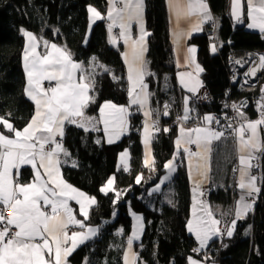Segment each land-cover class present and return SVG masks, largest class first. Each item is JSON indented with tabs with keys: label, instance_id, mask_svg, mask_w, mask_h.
Masks as SVG:
<instances>
[{
	"label": "trees",
	"instance_id": "16d2710c",
	"mask_svg": "<svg viewBox=\"0 0 264 264\" xmlns=\"http://www.w3.org/2000/svg\"><path fill=\"white\" fill-rule=\"evenodd\" d=\"M207 1L216 22L215 43L207 27L204 33L191 40L198 50L197 63L202 69V87L210 96L207 104L192 101V118L186 122L199 125L206 122L205 116L221 111V101L229 89L226 64L229 52L255 50L264 55V33L245 29L243 16L241 25L233 23L231 0ZM105 5V0H0V117L21 130L34 113V105L24 92V31L46 42L64 45L73 60L83 65L92 79V100L86 113L97 117L103 102L127 104L128 89L121 48H115L108 42L104 21L91 24L88 17L89 6L103 11ZM144 22L149 33L146 82L151 94L154 125L158 129L153 133L151 144L155 170L150 171L143 163V146L139 136L142 125L140 114H131L128 134L115 144H106L100 131H85L72 124L66 126L63 148L68 155L62 158L63 176L68 183L95 198L96 203L91 206L86 223L97 228V235L78 246L69 260L72 264H122L131 230L129 212H135L141 214L144 221L141 240L134 245L139 263L186 264L189 256L203 259L202 255L206 253L207 262L264 264L261 242L264 127H261V151L257 152V155L261 153V185L257 202L246 218L237 221L231 237L212 241L217 242V250L208 249L196 254L195 241L186 229L191 189L181 163L176 165L169 182L173 190L172 201L163 202L161 192L154 191L166 173L165 164L175 156L177 125L172 123V119L174 113L179 115L178 99L182 93L175 81L176 68L164 0H145ZM213 46L215 51L211 50ZM90 66H94L95 70H89ZM164 85L169 90L165 91ZM232 95L235 98L247 94L233 88ZM165 110L168 115H164ZM253 116V112L248 115L251 119ZM0 130H4L3 124H0ZM125 148L130 154L129 172L117 168V155ZM139 174L141 180L137 183ZM111 175L115 178L116 191L105 194L100 189ZM28 178V172L24 171L21 180ZM116 192L120 193L119 197ZM147 199L156 200L153 208L148 206ZM209 199L229 207L231 190L215 188ZM247 225L249 231L244 233Z\"/></svg>",
	"mask_w": 264,
	"mask_h": 264
},
{
	"label": "snow or ice",
	"instance_id": "6c2138e0",
	"mask_svg": "<svg viewBox=\"0 0 264 264\" xmlns=\"http://www.w3.org/2000/svg\"><path fill=\"white\" fill-rule=\"evenodd\" d=\"M117 2L123 6L117 7ZM109 4L111 5L108 11V19L111 21L108 28L109 33L113 27L118 26L125 45L131 41V59L129 60L128 53H124L130 84L129 106L139 105L143 109L147 103L145 91L147 85L143 83L142 65L144 62L143 53L146 51L145 38L149 35L143 26V0H109ZM169 4L170 8L175 11L178 20L181 15L199 17L198 22L193 25V31L200 30L203 23L212 19L204 0H187L186 9L181 6L180 0H169ZM242 11V0H232V16L236 20H240ZM89 12L96 18H101L96 9L89 7ZM247 14L252 21L248 27L258 28L261 33H264V0H260L259 7H255L252 0H247ZM133 21L140 25L138 40H133L131 37ZM23 34L29 41L24 50V69L27 75L25 93L35 104V114L22 131L15 129L11 123L0 117V124H3L8 131L13 132L15 136V138H9L0 133V204L13 209L14 212L12 218L8 219L3 227H0V264H67V257L71 255L78 244L84 243L90 236L96 234L95 229L89 228L87 232H72L69 235L67 231L69 226L75 225L84 228L85 225L76 219L73 209L68 205V200L76 201L80 206V215L85 219L89 215V206L95 204L96 201L95 198L86 196L85 193L78 191L61 178L59 153L63 152L65 156L68 153L62 148V144L57 141L56 137H63L65 122L84 127L82 123L77 122L75 117L83 116L84 108L92 99L89 96L92 85L87 82L88 78L82 74L77 78V71L81 66L72 60L69 53L53 44V52L41 56L36 52V44L33 43L35 37L28 32H23ZM110 42L115 43V39L113 38ZM188 51L195 53L196 49L189 48ZM213 51H215V46H213ZM260 60L261 67H264V56L260 57ZM196 68L198 71H202L199 65H196ZM255 71L254 69L253 75ZM187 75L191 76V73ZM44 81L49 82V87L44 86ZM53 81L54 85L51 83ZM181 83L188 92L193 94L196 93L199 86V81L191 85L184 83L183 77ZM137 88L140 89L139 92L136 91ZM187 104L188 98L185 97L184 116L182 117L184 121L189 119ZM232 107L238 112V115L244 116L237 105L234 104ZM105 108L113 111L106 114ZM165 109H167V105ZM259 110V119L246 121L235 130L239 151L243 153L246 149L249 150L247 156L243 154L239 156L238 186L241 190H247L248 197H253L252 202H247L244 195L240 197L235 213L237 219L244 218L252 210L255 202L254 194L260 192L256 183L257 177L251 173V169L256 167L252 161L258 159L252 150L259 152L262 147L259 142V127L264 125V104L260 105ZM100 114L105 134L109 138L108 142L112 143L127 128L128 108L106 103L101 107ZM144 114L146 117L151 116V112L148 111H145ZM164 115H168L167 110ZM204 120L211 124L213 117L205 116ZM216 122L219 123V121ZM149 127L146 123L144 128L146 148L151 137ZM151 127L155 128V125L153 124ZM87 130L85 127V131ZM246 130L250 133L247 138H245ZM164 131L167 132L168 129H164ZM180 133L181 137L176 140L178 149L182 143L195 144L197 148L196 152H191L187 147L184 148V152L189 155L190 167L192 157L206 159V154L211 152L212 142L224 136V132L208 127L187 130L181 127ZM193 133H195L194 137ZM46 145H54V147L46 149ZM127 155V152L123 154L125 157ZM144 164L145 167L155 170V160H149L147 154ZM22 165H31L35 176L33 183L21 185L16 182L14 184L13 169L16 170L18 176ZM164 167L169 171V175L175 170L173 161H169ZM124 170L128 171L126 163ZM168 178L169 176H165L163 180ZM114 179V177L110 178L100 191L105 194L114 191ZM140 180L141 177L137 176L136 182L140 183ZM158 187L154 191L158 190ZM115 194L117 197L120 196L119 192ZM195 195L196 190L194 189V200ZM46 208H50V211L43 210ZM204 211L207 219L205 216L196 217L194 207L193 220H190L187 225L188 231L193 233L199 241L200 248H204L214 235H220V230L216 227L220 222L212 218V214L206 206ZM136 219L140 220L139 217ZM0 223H3L2 215H0ZM13 227L16 229L15 232H12ZM234 228L235 220L227 231V236L233 235ZM138 235L139 233L134 231L132 238L128 240L129 252L133 239L138 238ZM69 241H71V245L66 246ZM124 264H132L128 253L124 256ZM189 264H198V262L190 258Z\"/></svg>",
	"mask_w": 264,
	"mask_h": 264
},
{
	"label": "crops",
	"instance_id": "0c3cea01",
	"mask_svg": "<svg viewBox=\"0 0 264 264\" xmlns=\"http://www.w3.org/2000/svg\"><path fill=\"white\" fill-rule=\"evenodd\" d=\"M105 1H106V5H105V9L103 11L97 9L94 6H89V7L96 9V11L100 13L101 18H96L92 13H90L89 7H88V17H89L91 24H94L98 21H104L105 25H106V29H107V40H108V42L115 48H118V47L121 48V60L125 66V78L127 81V89L129 90L130 84H129V80H128V65L125 63L124 53L129 54V60H130L131 59V41H129L128 45H125L123 38L120 36L121 30L118 26L113 27L111 33H109L108 28H109V24L111 23V21L108 19V11H109V8L111 7V5L109 4V0H105ZM252 2H253V5L255 7H259L260 0H252ZM204 3L207 4L208 11H209L211 17L213 18V13L211 11L209 2L206 0V1H204ZM180 4L183 8L186 9L187 0H180ZM242 4H243L242 16L244 19L245 29H247L249 31L260 32V30L258 28H249L248 27V24L251 23L252 21L248 17V14H247V0H242ZM116 6L122 7L123 5L120 4L119 2H117ZM164 7H165L166 18H167L169 38H170V41L172 44L174 65L176 68L175 81H176L177 88H179L181 93H182L180 99H178L179 100V115L181 118L184 116L185 97H187L185 95H190V97L188 99L187 107L189 108V113H188L189 119H191L192 118L191 112L193 110L191 95H197L200 93H205V89L202 87L201 79H200V74L202 71H198L196 68V65H199L197 63V51L198 50H197V47L191 43V40L194 36L200 35V34L205 32V29H206L210 20L203 23L200 30L193 31V25H195L198 22V19H199L198 16L187 17L184 15H181V17L178 20L177 15L175 14V11L172 8H170L169 0H164ZM144 15H145V0H143V26H144L145 31L148 33V31L146 30V27H145ZM115 30L118 31L117 36H114L112 34V32ZM24 32H26V31H24ZM28 33H31V32H28ZM189 33H190V35H189ZM31 34L35 37V41H33V43L36 44V52L38 54H40L42 56V55H45L49 52H53L52 45L54 43H50V42L45 43L46 42L45 40L39 38L38 36H36L33 33H31ZM139 36H140V25L138 23H136L135 21H133L132 26H131V37L133 40H138ZM23 37H24V46H23L22 62H23V69H24V50H25V47L28 45L29 41L24 34H23ZM113 38L115 39V43L110 42ZM147 40H148V35L145 38L146 51L143 53V61L144 62L142 65L143 83L147 85V88L145 89V91L147 93V103L145 104V107L143 109H141L139 107V105L129 106V96H128V102L126 105H119V104H115L112 102H103L101 104V106L99 107V113H98L97 117H94L93 115L86 113V108L89 104L88 103L87 106L83 110V113H84L83 116L75 117V119L77 120L78 123H82L84 125V127H80V128L85 130V127H86L88 129V131H94V132L100 131L102 133L103 140L106 144H115V143L119 142L124 136H126L128 134L129 128H130L131 114L133 113L134 109L139 108L140 112H141V116L144 119L143 123L141 125V128H140V131H139L140 141H141V144L143 146V163L145 161L146 154H147L149 160L154 159L153 154H152V149H151V144H152V140H153V128L151 126L154 124V118H153L154 116H153V111H152L151 104H150L151 103L150 102L151 94H150L148 83L146 82V76L148 74V66H147V58H146ZM55 45L57 46V48H60L63 51H66L67 53L70 54L69 50L64 45H58V44H55ZM189 48H195L196 49L195 53H190L188 51ZM211 50H213V49H211ZM71 58H72V56H71ZM72 60H73V58H72ZM74 62H76V61H74ZM76 63L80 64V66H81L80 69L77 71V78L82 74L88 78L87 82L91 83V85H92V79L90 78L88 72L85 71L83 65L80 62H76ZM199 68L201 69L200 66H199ZM24 73H25V69H24ZM188 73H191V76L187 75ZM182 77H183L184 83H187L190 85L195 84L197 81H199V86H198L195 94L188 92L187 89L182 85V83H181ZM25 79H26V83H25V88H26L27 87V75H26V73H25ZM45 82H48V81H44V83ZM51 83L53 85L55 84L54 81ZM25 88H24V90H25ZM163 89L165 91H166V89L169 90V88H167L165 85L163 86ZM91 91H92V87L89 90V96L92 98V92ZM136 91L139 92L140 89L137 88ZM25 95H26V93H25ZM26 97L34 105V113H33V115H34L35 114V104L27 95H26ZM106 103L115 104L118 107H120V106L127 107L128 111H129V115L127 116V128H126V130L122 134H120L118 139H114L112 143L108 142L109 138H108V135L105 134L104 123L101 120V114H100L101 107L104 106ZM110 111H113V110L105 108L106 114ZM145 111L151 112V116L146 117L144 114ZM246 121H255V119L247 118ZM246 121H245V123H246ZM146 123L150 126L149 131L151 133L150 141H149L147 148L145 147V144H144V137H145L144 128H145ZM67 125H70V124L65 122L64 130H65ZM72 125L77 126V124H72ZM3 127H4V125H3ZM196 127H206V126L197 124L196 126L187 127L185 129L187 130V129H192V128H196ZM180 128L181 127H177V134H176V137L174 139L175 159L170 160V161H173L175 169H176V164L178 165L179 163H181V165L186 170L188 180L190 183V189H191V203H190V208H189V217H188V221L186 224V229H187V232L193 237V239L195 241V250L199 251V252H204L207 249L208 245L212 241H214L218 237V235H214L212 237V239H210L207 242V244L204 248H200V244H199V241L196 239V236L193 233L189 232L188 228H187L188 222L190 220H193V209H194V207H195L196 217L205 216L204 208L206 206L207 210L211 212L212 218L218 220L219 222H220L221 218L224 219L226 221V223H228L227 230L225 232V237H228L227 231L231 228L233 220H235V219L237 221L242 220V219L246 218L253 211L255 204L257 202L259 193L254 194L255 202L253 203L252 210H250L244 218L237 219L235 213H236V208H237L238 201L240 200V197L242 195H244L246 197L247 202H252L253 197H248L246 195V193H247L246 189L241 190L239 188V186H238V184H239V171H238L237 181L235 183H233V181L231 179V171H232L234 166H238V169H239V167H240L239 156L241 154L247 156L249 150L246 149L243 153H241L239 151V145H238L237 140H236V142H233L229 137L224 135L219 140H214L212 142V144L210 146L211 152L206 154V159H200L198 157H192L191 158V167H190L189 155L184 152V148L185 147L189 148V150L191 152H196L197 148H196L195 144H185V143H182L179 146V149L177 148L176 140L181 137ZM22 130L23 129H21V131ZM110 131H111V128H110ZM0 133H2L3 135H5L9 138H15L14 133L8 131L5 127H4L3 131L0 130ZM194 136H195V133H193V137ZM245 138H247V137H245ZM259 142L262 145V129H261V126L259 127ZM47 146L48 145H46V147ZM51 147H54V145H50L49 148H51ZM252 151L254 152V155L257 154V152L255 150H252ZM125 152L128 153V155L126 157L123 156V154ZM202 154H203V151H202ZM63 157H64V153L60 152L59 153V160H60L59 168H60L61 178L67 184L71 185L72 187H74L78 191L83 192L82 190L76 188L75 186H73L72 184L68 183L65 180V178L63 176V172H62V166H61ZM125 163L128 166V171L124 170ZM117 168L119 170L124 171V172L130 171V154H129L128 149H126V148L123 149L117 155ZM147 168L150 171H153L151 167H147ZM24 171L28 172L29 178L25 181H22L21 176H22V173ZM174 171L169 175V171L166 169L165 175L161 178L159 184L157 185L159 187H158V190H156V193L160 194V192H161V200L163 202H166V203H169L172 201L173 190H172V187L169 185V182L172 179ZM41 172H43V169H41ZM251 173H252V175H255L257 177L256 183H257V186L260 188L261 182H260L259 174L252 169H251ZM165 176H169V178L167 180H163V178ZM140 177H141V175H140ZM34 178H35V176H34V172H33L31 165H22L19 169V175L18 176L16 174V170L13 169L14 184L16 182H18L21 185L31 184L34 181ZM44 179H47V177H44ZM162 180H163V183H161ZM157 186L155 187V189L157 188ZM49 187H51V185H49ZM206 187H213L214 189L215 188L230 189L231 190V198H232L231 202H230V206L224 207L221 203L205 201L203 198V192H204V189ZM194 189L196 190L195 200H194ZM83 193H85V192H83ZM85 195L88 196L86 193H85ZM147 204L150 208H153L156 204V200L147 199ZM68 205L70 208L73 209V214L75 215L76 219L82 221L85 225L84 228H80V227L75 226V225L69 226V228L67 229L69 235H71L72 232H87V230L89 228L95 229L96 234L94 236H90L87 240L84 241V243L88 242L89 240H91L92 238H94L97 235V228L94 226L88 225L86 223V219L82 215H80V206L76 203L75 200L69 199ZM92 205L89 206V211H90V208ZM0 207L7 208V207H4L3 204H0ZM9 209H11V208H9ZM43 210L50 211V208H46ZM13 215H14V212H13V209H11V215L8 217V219L12 218ZM129 215L131 218V230H130V233L128 235L127 245L125 247V250H124V253L122 256V264H124V256L126 253H128L129 260H130V262H132V264H142V263H139V260L137 258V254L135 253V250H134V245L136 243H138L142 237V233H143V229H144L143 217L141 214L135 213V212H129ZM136 217H139L140 220L137 221ZM205 219H207L206 216H205ZM216 227L219 228V224L216 225ZM134 231H137L139 233V235H138V238L133 239L132 248H131V251L129 252L128 240L130 238H132V234ZM233 233H234V231H233ZM84 243L78 244V246H81ZM70 245H71V241H69L68 245H66V246H70ZM133 254H134V257H133ZM70 256L67 257V264H72L69 260ZM190 258H191V260L197 261L198 264H219V263L213 262V261L207 262L206 261V259H207L206 253H204L202 255L203 259L197 258L195 256H189L187 258L186 264H189ZM82 264H85V262H83Z\"/></svg>",
	"mask_w": 264,
	"mask_h": 264
},
{
	"label": "built area",
	"instance_id": "2783aa9c",
	"mask_svg": "<svg viewBox=\"0 0 264 264\" xmlns=\"http://www.w3.org/2000/svg\"><path fill=\"white\" fill-rule=\"evenodd\" d=\"M231 18L233 23L241 25L242 24V14L240 20H236L232 16V0H231ZM215 29H216V22L212 18L208 25H207V32L210 35L212 41L215 43ZM114 36H117L118 31L115 30L112 32ZM264 56L262 53H259L255 50H231L227 55L226 64L228 70V82H229V89L227 90V96L223 98L221 101V111L219 113H213L210 116L213 117V121L211 124L207 122L203 123L202 125L215 130V131H222L224 135L229 137L233 142L237 140V133L236 129L240 127L244 120H246L250 112H253L254 116L252 119H259L260 118V105L264 104V67H261V60L260 57ZM255 74L253 75V70ZM45 87L49 86V83L44 84ZM233 88L240 89L244 91L247 95L235 97L233 98L232 90ZM191 100L197 103H209L210 96L207 93H200L197 95H191ZM237 105L244 113V116L238 115V112L233 109V105ZM138 108L136 109L135 113L138 112ZM175 114V113H174ZM173 114L172 123L176 124L177 127L188 125V127L196 126L197 124L187 123L186 121L182 120L180 115ZM216 121H219L217 123ZM231 125V127H229ZM264 127V125H261ZM158 130L157 128H153V133H156ZM248 131H245V137L248 136ZM57 141L62 144L63 148V137L57 136ZM50 145L46 147L49 148ZM258 159L252 161L253 167L252 170L256 171L259 175L261 172V153L255 155ZM177 165V164H176ZM237 169V171H234ZM232 179L234 182L237 180L238 176V166H234L233 171L231 173ZM213 187H206L203 192V198L205 201H210L209 196L213 192ZM1 215L3 216V223H0V227H3L8 219V216L11 214V210L7 208H0ZM221 235L223 234L224 230L227 228V223L224 219H220L219 223ZM16 229L13 227L12 232H15ZM217 242H212L209 246V250L216 249ZM217 250V249H216Z\"/></svg>",
	"mask_w": 264,
	"mask_h": 264
},
{
	"label": "rangeland",
	"instance_id": "374dc122",
	"mask_svg": "<svg viewBox=\"0 0 264 264\" xmlns=\"http://www.w3.org/2000/svg\"><path fill=\"white\" fill-rule=\"evenodd\" d=\"M260 53V52H259ZM95 70V67L94 66H90V68H89V70ZM185 96H187L188 97V99H189V97H190V95H185ZM255 120H257V119H255ZM245 121L246 120H244V123H245ZM179 127H184V128H187L188 127V125H185V126H179ZM247 131V130H246ZM249 133V132H248ZM249 135V134H248ZM246 137H248V136H246ZM232 171H233V169H232ZM232 173V172H231ZM114 177V175H111L109 178H108V180L110 179V178H113ZM231 179H232V176H231ZM107 180V181H108ZM107 181H106V183L102 186V187H104L106 184H107ZM232 181H233V179H232ZM113 189H114V191H116V189H115V184H114V182H113ZM236 226H237V220L235 219V228H234V230L233 231H235V229H236ZM249 231V226L247 225L245 228H244V233H247ZM142 264H143V262H142Z\"/></svg>",
	"mask_w": 264,
	"mask_h": 264
},
{
	"label": "bare ground",
	"instance_id": "6f19581e",
	"mask_svg": "<svg viewBox=\"0 0 264 264\" xmlns=\"http://www.w3.org/2000/svg\"><path fill=\"white\" fill-rule=\"evenodd\" d=\"M45 83H49V82H45ZM44 83V84H45ZM49 87V86H48ZM137 109V108H136ZM136 109H134L133 110V114L135 113V111H136ZM139 109V108H138ZM136 114H140L141 115V112H140V109L138 110V112H136ZM182 119V118H181ZM143 117H142V123H143ZM64 149V148H63ZM232 172V171H231ZM259 177H260V175H259ZM237 181V180H236ZM233 183H235L234 181H233ZM1 208V207H0ZM3 208V207H2ZM5 209V208H4ZM7 209H9V208H7ZM11 210V209H10ZM0 215H1V211H0ZM11 215V214H10ZM9 215V216H10ZM8 216V217H9ZM8 220V219H7ZM76 229V228H75ZM219 230H220V227H219ZM226 230H227V228L224 230V232H223V234L221 235V232H220V235H218V237L215 239L216 241L218 240V241H221V239L223 238V237H225V232H226ZM212 243V242H211ZM211 243L208 245V247H207V249L206 250H208V248H209V246L211 245ZM197 253H200L199 251H196V254Z\"/></svg>",
	"mask_w": 264,
	"mask_h": 264
},
{
	"label": "water",
	"instance_id": "95a60500",
	"mask_svg": "<svg viewBox=\"0 0 264 264\" xmlns=\"http://www.w3.org/2000/svg\"><path fill=\"white\" fill-rule=\"evenodd\" d=\"M262 222H263V226L261 232V242L263 246V258H264V201H263V209H262Z\"/></svg>",
	"mask_w": 264,
	"mask_h": 264
}]
</instances>
